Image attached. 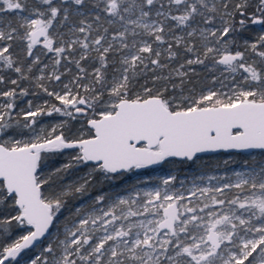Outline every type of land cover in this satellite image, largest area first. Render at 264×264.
I'll use <instances>...</instances> for the list:
<instances>
[{
	"label": "snow or ice",
	"instance_id": "snow-or-ice-1",
	"mask_svg": "<svg viewBox=\"0 0 264 264\" xmlns=\"http://www.w3.org/2000/svg\"><path fill=\"white\" fill-rule=\"evenodd\" d=\"M29 94L48 99L18 110ZM0 99V264H264V0H0ZM255 150L231 175L89 190Z\"/></svg>",
	"mask_w": 264,
	"mask_h": 264
},
{
	"label": "rangeland",
	"instance_id": "rangeland-1",
	"mask_svg": "<svg viewBox=\"0 0 264 264\" xmlns=\"http://www.w3.org/2000/svg\"><path fill=\"white\" fill-rule=\"evenodd\" d=\"M43 100H39L37 104L43 103ZM0 103H3V100L0 99ZM22 105V106H21ZM21 108H27V105L24 103L20 104ZM65 119L64 117H45L41 121L42 124H55ZM73 123V127H79V124ZM261 154L259 150L253 151L251 154L246 152H235V151H221L216 153H206L201 154L200 159L195 162H182L179 159H173L166 161L159 165L151 166L148 169H140L136 170L134 173L125 174L123 178L116 180H105L102 175H97L93 183L90 186L94 187V190L91 191V195L95 196L101 191H117L123 188H127L131 184H136L137 181L141 183L138 185L139 187H154L160 183V178L173 174L176 175L181 180H191L196 175L201 174H224L227 172L229 175L233 171L243 170L244 161H255L261 159ZM229 161L227 165H225L224 161ZM63 162L61 164L67 163ZM59 164L56 167H59ZM90 169L86 167H81L79 169H72L69 171L68 175L65 177V182L75 180L78 176H83ZM90 197H85V199H89ZM78 203V202H77ZM76 203V204H77ZM74 206V205H73ZM73 206L68 205V209L64 210V214L68 215V211L73 208ZM55 231V229H53ZM32 251V252H31ZM40 251L39 246L27 251L26 254L23 255L21 259V264H28L29 258L38 254ZM31 252V253H30Z\"/></svg>",
	"mask_w": 264,
	"mask_h": 264
},
{
	"label": "trees",
	"instance_id": "trees-1",
	"mask_svg": "<svg viewBox=\"0 0 264 264\" xmlns=\"http://www.w3.org/2000/svg\"><path fill=\"white\" fill-rule=\"evenodd\" d=\"M197 71H200V72H202V70L201 69H197ZM13 78H15V76L13 75ZM195 79V78H194ZM201 79V81L203 82V78L201 77L200 78ZM22 87H30L27 83H24V84H22L21 85ZM30 91H31V89H30ZM42 99H48L46 96H44L43 94H40L39 96H37V97H33L31 94H29L28 96H24V97H18L17 98V109L19 110V109H22L21 108V106H20V104L21 103H24L25 105H27V102L29 101V100H32L33 101V105H36L37 104V102L39 101V100H42ZM54 101H50V103H53ZM28 106V105H27ZM53 117H62L61 115H59V114H53V116H51L50 118H53ZM43 118H45V117H42L41 118V121L43 120ZM48 118V117H47ZM71 155V150H68L67 152H65V154L64 155H61V156H57V157H54L51 161H50V163H49V168H55V166H58L59 164H61V163H63V162H66V160H67V158L69 157ZM89 190H90V192L91 191H93L94 190V187L93 186H89ZM78 201H69V205L70 206H73V205H75L76 203H77ZM32 252V251H31ZM30 252V253H31Z\"/></svg>",
	"mask_w": 264,
	"mask_h": 264
},
{
	"label": "water",
	"instance_id": "water-1",
	"mask_svg": "<svg viewBox=\"0 0 264 264\" xmlns=\"http://www.w3.org/2000/svg\"><path fill=\"white\" fill-rule=\"evenodd\" d=\"M224 152H226V151H224ZM235 152H237V151H235ZM247 153V152H246Z\"/></svg>",
	"mask_w": 264,
	"mask_h": 264
}]
</instances>
